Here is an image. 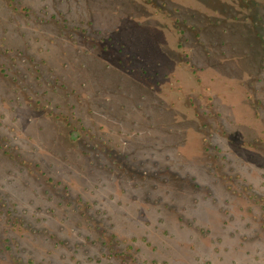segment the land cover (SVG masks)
Here are the masks:
<instances>
[{
	"label": "rangeland",
	"instance_id": "obj_1",
	"mask_svg": "<svg viewBox=\"0 0 264 264\" xmlns=\"http://www.w3.org/2000/svg\"><path fill=\"white\" fill-rule=\"evenodd\" d=\"M0 264H264V0H0Z\"/></svg>",
	"mask_w": 264,
	"mask_h": 264
},
{
	"label": "trees",
	"instance_id": "obj_2",
	"mask_svg": "<svg viewBox=\"0 0 264 264\" xmlns=\"http://www.w3.org/2000/svg\"><path fill=\"white\" fill-rule=\"evenodd\" d=\"M182 21H185V22H186V21H187L186 17H183V18H182Z\"/></svg>",
	"mask_w": 264,
	"mask_h": 264
}]
</instances>
